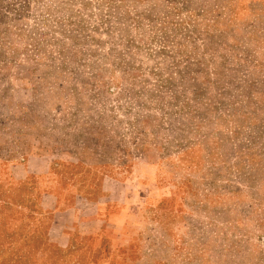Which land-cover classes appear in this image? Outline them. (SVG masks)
Instances as JSON below:
<instances>
[{"label":"rangeland","instance_id":"374dc122","mask_svg":"<svg viewBox=\"0 0 264 264\" xmlns=\"http://www.w3.org/2000/svg\"><path fill=\"white\" fill-rule=\"evenodd\" d=\"M0 264H264V0H0Z\"/></svg>","mask_w":264,"mask_h":264}]
</instances>
